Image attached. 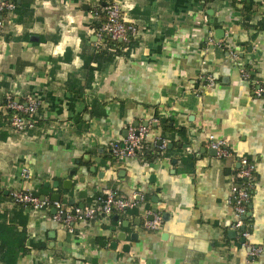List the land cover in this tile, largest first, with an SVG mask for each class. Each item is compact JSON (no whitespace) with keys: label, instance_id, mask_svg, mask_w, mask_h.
Here are the masks:
<instances>
[{"label":"crops","instance_id":"0c3cea01","mask_svg":"<svg viewBox=\"0 0 264 264\" xmlns=\"http://www.w3.org/2000/svg\"><path fill=\"white\" fill-rule=\"evenodd\" d=\"M109 1L18 0L3 13L0 213L18 218L10 192L41 186L40 197L58 193L72 207L107 193H139L143 201L121 214H98L72 232L51 211L24 208L26 245L44 247L21 254L17 264H264V94L256 96L240 76L245 67L264 87V0H114L137 33L127 53L98 60L104 46L94 35L99 19L92 9ZM244 4L251 6L245 24ZM209 74L213 86H205ZM10 94L39 101L32 128L11 126ZM139 123L149 124L139 156L114 160L109 142ZM210 133L226 141L231 156L212 154ZM242 156L256 162L245 243L232 228L229 198ZM148 209L161 213L157 230L142 225ZM250 245L261 253L250 256Z\"/></svg>","mask_w":264,"mask_h":264},{"label":"built area","instance_id":"2783aa9c","mask_svg":"<svg viewBox=\"0 0 264 264\" xmlns=\"http://www.w3.org/2000/svg\"><path fill=\"white\" fill-rule=\"evenodd\" d=\"M15 4L11 0H0V30L4 26L3 13L12 11ZM92 14L99 21L94 25V35L97 39L109 37L113 41L121 42V51H126L127 45L132 37L137 33V27L127 22L122 14L121 6L118 2L111 0L102 6L92 9ZM219 46L227 47L225 42L217 43ZM229 54L233 59L238 57L236 51L231 50ZM240 76L252 83L253 93L261 97L264 94V87L259 83L245 67L240 70ZM205 86H213L215 78L209 74L205 78ZM5 105L12 111L9 116L11 126L19 132L34 126L33 116L39 107V101L32 96H26L23 101H18L13 95H7ZM157 121V119H154ZM149 130L148 123L129 124L126 128V135L121 140L109 142L108 150L112 158L121 161L125 158L138 157L143 149L146 135ZM208 147L215 150L220 158L231 156V150L223 139H216L213 134L207 136ZM163 144L158 148L162 149ZM256 162L246 156L238 158L236 169V181L230 187V201L233 207L234 222L232 228L240 230V235L245 240L249 236V231L245 227L244 216L248 211V205L254 189V172ZM12 202L27 206L32 212L51 211L52 219L63 224L69 231H73L74 226L83 221H88L101 215L121 214L129 209H133L143 201V195L136 193L135 196H118L113 193L105 195L96 194L91 197L89 204L83 208L72 207L62 202L60 199L55 201L48 196L40 197L32 190L13 189L10 192ZM162 223L161 213L146 210L143 217V227L146 230L154 231L159 229ZM262 249L260 246L250 245L248 254L252 257L258 256Z\"/></svg>","mask_w":264,"mask_h":264},{"label":"trees","instance_id":"16d2710c","mask_svg":"<svg viewBox=\"0 0 264 264\" xmlns=\"http://www.w3.org/2000/svg\"><path fill=\"white\" fill-rule=\"evenodd\" d=\"M14 4L19 5L18 0H11ZM20 4H24V0H20ZM250 4H244L242 8V16L243 24H245L246 20H249L251 16L246 14L250 10ZM96 24V23H95ZM104 48H98V51L95 55V58L98 60L108 59V57L113 56L116 52H121L122 43L118 41H113L109 37H104L101 41ZM133 39H131L130 43L127 45V50L122 51L123 53H127L128 50L132 47ZM110 49V50H109ZM112 50V51H111ZM254 77V76H253ZM255 78V77H254ZM9 116L12 113L10 109H7ZM34 125L36 124L35 116H33ZM180 134L183 136L184 131H181ZM148 160H152L155 155L145 154ZM44 189L42 186L38 191H35L34 194L40 195V190ZM2 192H0V195ZM20 210L18 211V218L14 215V217H7L5 213H0V264H17L18 257L21 254H27L31 249H41L44 245L41 242L31 241L29 246L26 245L27 241V231H26V223H27V213L22 215V211L27 206L23 204H18ZM18 219V221H16ZM247 218L245 219V221ZM18 225L21 226V229H18ZM245 228V225H244Z\"/></svg>","mask_w":264,"mask_h":264},{"label":"water","instance_id":"95a60500","mask_svg":"<svg viewBox=\"0 0 264 264\" xmlns=\"http://www.w3.org/2000/svg\"><path fill=\"white\" fill-rule=\"evenodd\" d=\"M215 37L218 38V39H222V38L224 37V31H223L222 28H218V29L215 30ZM30 40H32V41H36V40H38V36H37V35H31V36H30ZM158 144L161 145V144H162V140H160V141L158 142ZM211 152H212L213 155H216L215 150L212 149ZM79 181H80V182H84V179L81 178ZM67 182H69V185H67L66 187H67L68 189H71V188H72V182H71L70 180L67 181ZM53 185H54L55 187H57V183H53ZM78 195H79V197H85V196H86V190H79V191H78ZM51 199H52V200H55V201L59 200V199H60V194H58V193H53V194L51 195ZM68 202H69V204L72 205L73 202H74V200L71 198V199H69ZM79 207L83 208V207H84V203L79 204ZM51 212L53 213V212H54V209H52ZM247 216H249V213H246V215L244 216V219H246ZM115 221H117V217H115ZM123 225H127V222L124 221V222H123ZM112 230L114 231V230H115V227H113ZM229 232L232 233L233 235L235 234V230H231V231H229ZM123 234H124V233H123ZM133 235H135V233H134ZM120 238H121V240H124V237H120ZM241 241H244V239L242 238ZM104 244L106 245V240H104ZM124 246H125V247H128V245H124ZM110 247L115 248V247H116V242H111V243H110Z\"/></svg>","mask_w":264,"mask_h":264}]
</instances>
